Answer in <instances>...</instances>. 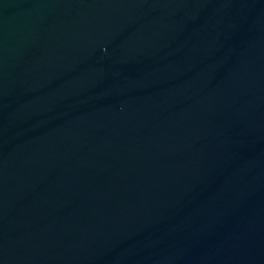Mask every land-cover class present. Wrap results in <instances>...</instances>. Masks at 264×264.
I'll use <instances>...</instances> for the list:
<instances>
[{
  "label": "water",
  "instance_id": "1",
  "mask_svg": "<svg viewBox=\"0 0 264 264\" xmlns=\"http://www.w3.org/2000/svg\"><path fill=\"white\" fill-rule=\"evenodd\" d=\"M0 264H264V0H0Z\"/></svg>",
  "mask_w": 264,
  "mask_h": 264
}]
</instances>
